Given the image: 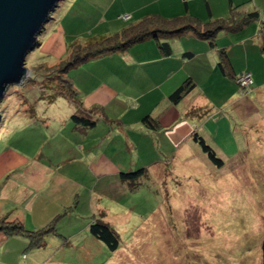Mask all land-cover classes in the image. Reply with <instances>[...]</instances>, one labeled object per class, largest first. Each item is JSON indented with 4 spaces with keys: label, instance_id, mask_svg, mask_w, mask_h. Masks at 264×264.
I'll return each instance as SVG.
<instances>
[{
    "label": "crops",
    "instance_id": "crops-1",
    "mask_svg": "<svg viewBox=\"0 0 264 264\" xmlns=\"http://www.w3.org/2000/svg\"><path fill=\"white\" fill-rule=\"evenodd\" d=\"M61 11L57 25L46 34L42 51L55 64L68 50L65 37L77 34L78 39L90 29L109 36L130 22L153 16L168 20L191 16L205 24L226 20L230 25L236 24L231 19L248 15L255 19L221 31L216 46L191 32L165 35L76 68L72 83L79 92L83 116L95 124L84 127L68 118L65 124L71 134L67 155L61 160L52 153L39 154L40 148L56 149H47L44 141L60 134L51 130L49 135L40 123L38 116L42 115L30 116L26 110L11 119L15 126L8 121L0 135V221L18 220L25 230L36 232L59 219L56 234L49 235L40 249H32L24 236L0 233V264H101L109 251L116 254L120 248L112 252L91 233V227L104 223L119 234L118 218L126 211L123 198L133 186L122 174L144 170L147 177L156 170L165 178L170 160L198 157L207 164L209 157L195 135L224 160L232 154L227 151L236 135L232 124L238 122L243 129L251 121L248 112L264 88L263 69L258 67L264 65L260 50L264 0H68ZM127 14L132 19H120ZM221 52L227 56L225 72L220 67ZM244 73L254 79L249 95L237 84ZM187 82L193 90L175 102L172 96ZM46 116L54 118V113L48 111ZM147 117L152 126L145 124ZM52 118L43 123L54 124ZM34 126L43 128L32 139L39 145L36 156L21 153L15 156L16 164L3 158L16 153L3 147L9 135L17 131L23 137ZM24 137L28 139V134ZM9 210L12 213L7 215Z\"/></svg>",
    "mask_w": 264,
    "mask_h": 264
},
{
    "label": "rangeland",
    "instance_id": "rangeland-1",
    "mask_svg": "<svg viewBox=\"0 0 264 264\" xmlns=\"http://www.w3.org/2000/svg\"><path fill=\"white\" fill-rule=\"evenodd\" d=\"M67 1L64 0V4ZM64 4L60 3L53 12L52 20L39 37V45L27 57L29 77L21 89L9 90L0 106V135L8 121L26 110L30 116L42 115L38 116L40 123L49 135H52L51 130H59L58 137L48 136L44 141L47 149L51 146L56 149L52 152L39 149V154L52 153L57 160L67 155V136L71 133L65 122L80 109L65 95L56 76L51 78L49 75L72 52L69 51L71 46L100 36L98 30L93 32L91 29L78 39L77 34H74L75 38L67 36L66 57L65 54L59 57L62 60L57 64L53 58H44L46 34L57 25ZM262 49L264 40L260 48L264 58ZM258 67L263 69L264 75V65L260 63ZM75 74L76 70L71 69L68 78L72 81ZM260 92L255 106L248 112L251 121L243 129L238 122L232 124L236 135L228 142L227 148L232 154L224 160L217 156L225 162L223 168L209 159L206 164L198 157L183 162L170 160L163 164L165 178H160L153 170L147 177L133 182L132 190L128 187L130 193L123 198L126 216L118 218L120 250L116 254L109 251V256L101 258V264H263L264 88ZM48 111L54 113V118L46 116ZM47 117L52 118L54 124L51 121L52 124L46 126ZM11 122V127L15 126L16 123ZM30 123L34 124L32 118ZM36 128L34 126L23 134V137L28 134L25 140L21 133L12 132L3 147L16 153L3 158L9 157L15 163V156L21 153L29 158L35 157L39 145L32 139H36V134H41L43 129ZM11 213L9 210L7 215Z\"/></svg>",
    "mask_w": 264,
    "mask_h": 264
},
{
    "label": "trees",
    "instance_id": "trees-1",
    "mask_svg": "<svg viewBox=\"0 0 264 264\" xmlns=\"http://www.w3.org/2000/svg\"><path fill=\"white\" fill-rule=\"evenodd\" d=\"M253 19H255L254 15H248L242 20L231 19L232 21H235L236 24L230 25L231 23L226 20H216L205 24L191 16H185L184 18L177 20H168L160 16L149 17L141 22L131 24L127 28L113 35L94 37L85 42L74 44L69 50L72 52L68 53L66 59H63L49 76L51 78L56 76V79H58L63 85L62 88L65 90V95L70 98L73 103L78 105L80 112L73 115L72 120L84 127H92L95 122L83 116L82 102L79 97V92L72 81L68 78V73L71 69H76L95 58L116 52H124L137 43L152 38L158 39L160 36L165 35L179 36L191 32L198 37L209 40L212 46H216L217 36L221 31H230L239 28V26H246ZM220 55V67L225 72L227 56L224 52H221ZM193 87L194 86L191 82H187L172 96V98L175 102L181 100L193 90ZM144 121L145 124L152 126V120L150 117H147ZM195 141L200 145L203 152L209 157L213 164L219 168L223 167V161L217 157L215 152L203 138L195 135ZM145 175L144 170H139L133 173H124L122 174V178L125 181L136 182ZM58 219L59 217L56 218L50 226L42 230L29 232L25 230L23 224L18 220L9 221L8 218H4L0 221V233L24 236L29 240V245L32 249H40L45 246L49 235L56 234L55 225ZM91 233L97 239L103 241L112 252H115L120 248L119 234L107 224L97 223L92 225ZM262 256L264 264V240L262 243Z\"/></svg>",
    "mask_w": 264,
    "mask_h": 264
},
{
    "label": "water",
    "instance_id": "water-1",
    "mask_svg": "<svg viewBox=\"0 0 264 264\" xmlns=\"http://www.w3.org/2000/svg\"><path fill=\"white\" fill-rule=\"evenodd\" d=\"M60 3L64 0H0V106L29 77L27 57Z\"/></svg>",
    "mask_w": 264,
    "mask_h": 264
},
{
    "label": "built area",
    "instance_id": "built-area-1",
    "mask_svg": "<svg viewBox=\"0 0 264 264\" xmlns=\"http://www.w3.org/2000/svg\"><path fill=\"white\" fill-rule=\"evenodd\" d=\"M122 17V16H121ZM131 16H124L121 19L123 20H129ZM237 84L240 87V89L246 94L249 95L254 86V79L251 73H244L237 79Z\"/></svg>",
    "mask_w": 264,
    "mask_h": 264
}]
</instances>
